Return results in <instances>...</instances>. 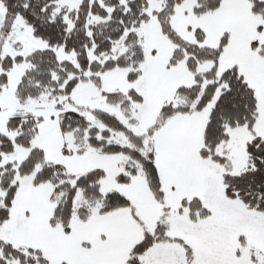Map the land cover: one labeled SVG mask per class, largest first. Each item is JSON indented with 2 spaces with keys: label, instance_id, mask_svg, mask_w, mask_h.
<instances>
[{
  "label": "snow or ice",
  "instance_id": "6c2138e0",
  "mask_svg": "<svg viewBox=\"0 0 264 264\" xmlns=\"http://www.w3.org/2000/svg\"><path fill=\"white\" fill-rule=\"evenodd\" d=\"M0 264H264V0H0Z\"/></svg>",
  "mask_w": 264,
  "mask_h": 264
}]
</instances>
